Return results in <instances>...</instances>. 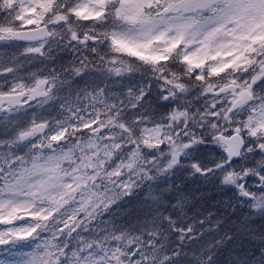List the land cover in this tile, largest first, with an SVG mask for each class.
Instances as JSON below:
<instances>
[{
    "label": "snow or ice",
    "instance_id": "1",
    "mask_svg": "<svg viewBox=\"0 0 264 264\" xmlns=\"http://www.w3.org/2000/svg\"><path fill=\"white\" fill-rule=\"evenodd\" d=\"M0 264H264V0H0Z\"/></svg>",
    "mask_w": 264,
    "mask_h": 264
}]
</instances>
